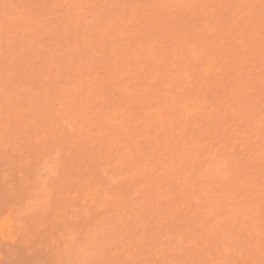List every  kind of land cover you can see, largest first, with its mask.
<instances>
[{"label": "rangeland", "instance_id": "rangeland-1", "mask_svg": "<svg viewBox=\"0 0 264 264\" xmlns=\"http://www.w3.org/2000/svg\"><path fill=\"white\" fill-rule=\"evenodd\" d=\"M0 264H264V0H0Z\"/></svg>", "mask_w": 264, "mask_h": 264}]
</instances>
